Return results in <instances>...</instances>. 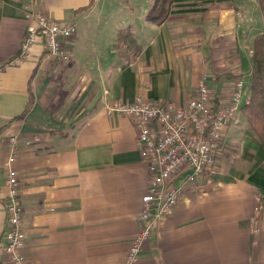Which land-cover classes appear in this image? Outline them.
<instances>
[{"label":"crops","instance_id":"obj_1","mask_svg":"<svg viewBox=\"0 0 264 264\" xmlns=\"http://www.w3.org/2000/svg\"><path fill=\"white\" fill-rule=\"evenodd\" d=\"M152 5L36 0L44 15L76 25L65 40L71 59L49 56L40 40L28 59L12 64L29 22L23 0H0V60L7 64L0 92V264H13L2 247L12 136L20 140L12 168L21 182L30 263L123 264L139 231L150 172L134 119L108 114L107 106L140 94L182 104L205 77L216 106L230 104L241 78L249 100L254 42L264 32L259 0H174L161 25L146 20ZM127 27L142 44L131 63L114 46ZM217 164L218 172L186 185L137 264H264V145L242 111L225 129Z\"/></svg>","mask_w":264,"mask_h":264},{"label":"built area","instance_id":"obj_2","mask_svg":"<svg viewBox=\"0 0 264 264\" xmlns=\"http://www.w3.org/2000/svg\"><path fill=\"white\" fill-rule=\"evenodd\" d=\"M36 0H23L28 20L26 36L11 63H22L31 56L32 47L40 40L47 54L60 61H69L71 52L65 40L72 37L77 27L73 23L57 21L35 8ZM6 62L0 60L1 76ZM244 78L236 82L227 106L215 105L214 94L206 77L197 85L195 95L182 104L171 101L149 100L142 94L133 102L115 101L107 106L108 114H124L134 119L137 142L142 159L147 163L150 182L142 197L139 231L131 242L123 264H137L144 243L158 224L172 213L186 185L196 182L206 173L217 171V159L225 141V129L242 111L245 103ZM19 138H10L12 155L7 165L8 220L2 247L13 264H31L24 253L26 234L22 220L24 211L20 199L21 182L12 168ZM25 143L30 145L32 140ZM259 227L254 229L258 233ZM257 243V240H254Z\"/></svg>","mask_w":264,"mask_h":264},{"label":"trees","instance_id":"obj_3","mask_svg":"<svg viewBox=\"0 0 264 264\" xmlns=\"http://www.w3.org/2000/svg\"><path fill=\"white\" fill-rule=\"evenodd\" d=\"M174 0H153L146 20L161 25L171 18ZM264 16V0H259ZM114 46L126 62L134 61L142 51V44L134 37L131 28L121 29ZM242 113L264 145V32L256 37L253 47L251 94L243 105Z\"/></svg>","mask_w":264,"mask_h":264},{"label":"rangeland","instance_id":"obj_4","mask_svg":"<svg viewBox=\"0 0 264 264\" xmlns=\"http://www.w3.org/2000/svg\"><path fill=\"white\" fill-rule=\"evenodd\" d=\"M246 88V87H245ZM246 97V94H245V96H244V98ZM220 170V167H219V165H217V171L216 172H218Z\"/></svg>","mask_w":264,"mask_h":264}]
</instances>
